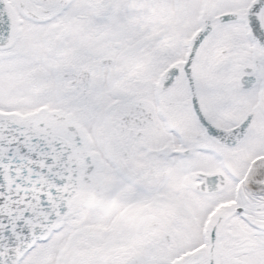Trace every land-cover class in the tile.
Segmentation results:
<instances>
[{
	"label": "snow or ice",
	"instance_id": "6c2138e0",
	"mask_svg": "<svg viewBox=\"0 0 264 264\" xmlns=\"http://www.w3.org/2000/svg\"><path fill=\"white\" fill-rule=\"evenodd\" d=\"M0 264H264V0H0Z\"/></svg>",
	"mask_w": 264,
	"mask_h": 264
}]
</instances>
